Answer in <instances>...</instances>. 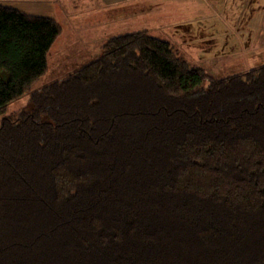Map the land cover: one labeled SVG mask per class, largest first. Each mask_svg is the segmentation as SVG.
I'll return each mask as SVG.
<instances>
[{"label":"trees","instance_id":"trees-1","mask_svg":"<svg viewBox=\"0 0 264 264\" xmlns=\"http://www.w3.org/2000/svg\"><path fill=\"white\" fill-rule=\"evenodd\" d=\"M60 31L0 3V264H264V65L139 31L36 88Z\"/></svg>","mask_w":264,"mask_h":264},{"label":"rangeland","instance_id":"rangeland-1","mask_svg":"<svg viewBox=\"0 0 264 264\" xmlns=\"http://www.w3.org/2000/svg\"><path fill=\"white\" fill-rule=\"evenodd\" d=\"M56 19L61 31L36 83L62 79L101 52L110 37L146 31L173 44L192 66L214 78L264 65V0H0ZM29 95L7 115L28 109ZM1 121V117H0Z\"/></svg>","mask_w":264,"mask_h":264},{"label":"crops","instance_id":"crops-1","mask_svg":"<svg viewBox=\"0 0 264 264\" xmlns=\"http://www.w3.org/2000/svg\"><path fill=\"white\" fill-rule=\"evenodd\" d=\"M14 8V7H13ZM15 9H17V8H15ZM18 10H20V9H18ZM21 11H23V10H21ZM23 12H25V11H23ZM26 14H28L27 12H25ZM28 15H32V14H28ZM33 16H36V15H33ZM46 17V16H45ZM51 18V17H50ZM54 19V18H53ZM56 20V19H55ZM57 21V20H56ZM59 23V22H58Z\"/></svg>","mask_w":264,"mask_h":264}]
</instances>
